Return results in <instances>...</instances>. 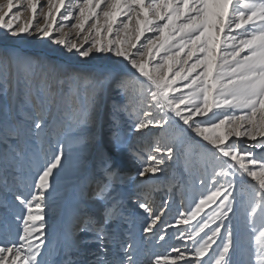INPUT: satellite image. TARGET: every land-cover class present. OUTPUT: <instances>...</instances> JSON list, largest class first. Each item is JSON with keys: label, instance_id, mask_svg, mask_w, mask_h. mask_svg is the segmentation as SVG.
<instances>
[{"label": "snow or ice", "instance_id": "snow-or-ice-1", "mask_svg": "<svg viewBox=\"0 0 264 264\" xmlns=\"http://www.w3.org/2000/svg\"><path fill=\"white\" fill-rule=\"evenodd\" d=\"M26 3L33 17L43 12L37 0ZM14 8V0L0 3L4 40L31 36L35 29V34L68 54L82 60L93 54L114 57L122 68L102 78L101 89L89 87L88 108L73 123L70 110L76 92L72 82L91 86L97 80L93 72L68 68L57 75L51 61L0 51L5 83L13 67L22 73L29 89L35 66L53 70L51 76L43 72L36 94L26 91L21 107L14 112L5 108L0 118L3 163L27 161L31 173V179L26 178L16 191L8 187L6 177L3 181L0 208L13 219H4L0 264H41L48 247L49 196L71 151L65 139L69 135L76 138L82 153L79 194L70 209L74 222L70 249L78 252L91 242L98 245L92 264H137L138 246L131 233L126 241L120 240L111 228L128 219L123 201L114 194L119 174L116 157L127 151L126 146L113 132L97 150L92 132L95 101L104 79L126 98L113 111L128 114L132 132L159 129L146 155L129 153L141 160L136 173L141 180L163 172L178 146L190 157L192 134L204 142L199 145L204 173L198 178L200 190L192 193L175 223L161 228L158 237L166 241L169 228H175V238L183 246H172L175 255L171 257L155 255L150 264H236L233 221L237 219L251 245L246 264H264V0H47L43 27L32 22L15 24L20 12ZM57 14L65 22H75L54 29L47 21L55 20ZM65 27L69 31L64 32ZM57 102L61 107L45 149L46 128ZM90 151L99 160V179L88 170ZM180 195L183 206L185 193ZM131 202L144 216L145 237L156 235L170 201H164L165 207L159 210L147 194L135 195ZM17 206L22 211H16ZM191 221L195 225L190 230L178 227ZM13 222H19L14 232ZM116 243L122 257L113 251ZM68 264L78 262L70 256Z\"/></svg>", "mask_w": 264, "mask_h": 264}, {"label": "rangeland", "instance_id": "rangeland-1", "mask_svg": "<svg viewBox=\"0 0 264 264\" xmlns=\"http://www.w3.org/2000/svg\"><path fill=\"white\" fill-rule=\"evenodd\" d=\"M4 0H0L3 3ZM67 2V0H66ZM16 4L15 11L20 12V19L15 21V24H28L30 22L43 27L46 23L44 13L47 12V0H37L38 6L43 8V12H38L35 17L33 13L28 10L26 0L21 7V0H14ZM53 25V28H58L61 23H74L75 21L65 22L60 14H57L55 20L47 21ZM33 35H25L23 38L4 40V32L0 30V51L10 50L16 51L21 55L40 57L51 61L57 66L55 73L62 74L64 69H80L93 72L97 80L89 86L81 81L72 82V88L76 92V96L72 102L70 110V119L74 123L78 115H83L88 108L87 92L89 87L101 89V79L108 77L117 68H122L115 62L114 57L105 58L103 56H96L93 54L90 58L81 59L77 54H68L59 46L53 45L47 37L35 34V29H32ZM64 32L69 31L68 27L63 29ZM72 38L75 39V30ZM150 35V34H149ZM33 77L30 89L26 88V81L22 73L13 67L7 77L5 83L3 76L0 75V118L3 117L4 109L7 108L10 112L17 111L22 103L24 94L30 90L36 94L39 81L43 72L48 71L49 75L53 74L52 69H48L43 65H37L33 68ZM68 82H65L63 89L67 90ZM7 88V92H5ZM126 102V98L114 91L112 85L107 79H104L102 90L96 99V125L92 129L98 144L96 149L106 144L108 137L113 133H117L120 139L126 146L127 151L120 153L116 159L119 165V174L114 179V194L117 199L123 201L125 208V215L127 222L121 220L117 221L111 228L117 234L120 240H127L128 233L135 240L138 250L136 252L137 264H150L151 259L159 254L162 256H174L171 252L172 246H183V241H178L175 237L178 235L175 228H169L166 241L160 242L158 237L160 229L165 225L174 224L178 213L184 207H187L192 200V193L199 192V177L202 176L203 167L200 158L201 149L200 144L204 143L200 138L192 134L191 139V155L187 157L183 146L177 147V152L173 159L165 165V170L154 178H146L141 180L137 175V169L140 167L141 160L133 159L130 152L147 154L151 147L155 135L159 129L145 130L141 133H134L131 131V120L127 113H118L113 111L115 105H120ZM61 105L57 102V107L53 109V116L49 119L48 127L46 128V141L44 148L47 149V141L51 138L52 123L55 117L59 114ZM66 143L70 144L71 151L68 154V159L65 160V168L57 174V179L53 181V188L49 196V204L46 216V227L48 236V247L45 249L41 264H68L69 257L75 258L80 264L86 262L92 264L94 254L98 251V245L95 243H88L81 245L79 251L70 249L71 239L74 236V222L70 221V209L79 194L78 184L79 176L82 174L80 169L81 151L78 147L75 137L69 135L65 138ZM243 147V144H241ZM252 150V149H250ZM259 152V150H257ZM3 152V146L0 145V154ZM99 160L94 151L88 154V170L95 171L96 178H100L98 169ZM5 177L8 179V187L13 191L17 190L19 184L23 183L25 179H31L27 161L14 162L9 165L3 163L2 155H0V190L3 189V181ZM23 191L26 193L27 188ZM185 193V204L181 206L180 193ZM147 194L153 206L159 210L165 207L164 201H170L167 206V213L163 216V223L160 228L156 229V235H149L145 237L142 232V225L144 216L140 215L137 207L131 202L135 195H140L141 198ZM239 198V192L237 193ZM11 198V197H10ZM198 199V195L196 196ZM194 207V204L192 205ZM16 211H22L20 206H17ZM208 211V209H205ZM12 220L10 213L5 212L0 208V233L4 231V219ZM199 219V218H197ZM19 222L10 224L11 230L14 232L18 227ZM195 225V221H191L189 225L178 226L181 230H190ZM239 225V226H238ZM234 241L236 252L234 259L236 264H246L247 251L250 248V241L239 219L233 221ZM219 242V241H218ZM189 247L191 244L189 242ZM113 251L122 257L123 253L119 252V243L112 246ZM111 258V253L109 254ZM91 259V260H89ZM177 264H183V261H178Z\"/></svg>", "mask_w": 264, "mask_h": 264}, {"label": "bare ground", "instance_id": "bare-ground-1", "mask_svg": "<svg viewBox=\"0 0 264 264\" xmlns=\"http://www.w3.org/2000/svg\"><path fill=\"white\" fill-rule=\"evenodd\" d=\"M152 204H154V201H153V203ZM89 260H91V259H89ZM80 264H87L86 262H81Z\"/></svg>", "mask_w": 264, "mask_h": 264}]
</instances>
